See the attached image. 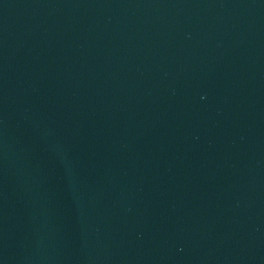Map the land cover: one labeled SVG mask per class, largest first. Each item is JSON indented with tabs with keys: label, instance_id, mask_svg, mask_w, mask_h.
<instances>
[{
	"label": "water",
	"instance_id": "95a60500",
	"mask_svg": "<svg viewBox=\"0 0 264 264\" xmlns=\"http://www.w3.org/2000/svg\"><path fill=\"white\" fill-rule=\"evenodd\" d=\"M0 264H264V0H0Z\"/></svg>",
	"mask_w": 264,
	"mask_h": 264
}]
</instances>
